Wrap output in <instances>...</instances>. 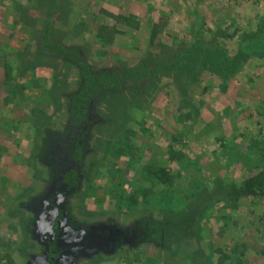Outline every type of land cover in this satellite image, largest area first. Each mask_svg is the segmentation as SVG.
Listing matches in <instances>:
<instances>
[{"label":"rangeland","instance_id":"obj_1","mask_svg":"<svg viewBox=\"0 0 264 264\" xmlns=\"http://www.w3.org/2000/svg\"><path fill=\"white\" fill-rule=\"evenodd\" d=\"M123 3L57 0L52 40L78 49L93 70L136 65L196 40L230 55L254 51L233 77L199 70L185 96L171 76L129 105L103 94L80 128L71 113L79 68L40 49L53 1L0 0V264H45L59 227V240L75 246L68 264H264V194L238 196L232 187L264 164V0ZM131 10L140 28L117 24L104 43L101 25ZM50 131L84 137L76 190L57 189L65 160L57 167L52 144L39 156ZM142 220L188 225L151 241ZM110 232L125 241L116 246Z\"/></svg>","mask_w":264,"mask_h":264},{"label":"trees","instance_id":"obj_2","mask_svg":"<svg viewBox=\"0 0 264 264\" xmlns=\"http://www.w3.org/2000/svg\"><path fill=\"white\" fill-rule=\"evenodd\" d=\"M52 1L53 6L47 11V21L41 35L40 49H42V52L47 58L62 60L68 64L76 65L79 68L82 81L78 90L71 96V113L77 122V126L80 128H84L85 122L89 119L88 112L92 111L91 106H93L94 100L98 99L103 94L108 95L113 98V100L122 101L124 104L129 105L134 102L132 101L130 103L127 101L130 99V96H144V93L148 94V88L151 86L153 87L157 83V80L163 76H171L174 82L178 83V92L185 96L188 95L186 92L188 84L191 83L192 79L196 80L195 75H197L199 70L207 69L212 72H217L222 76L233 77L242 69L249 60L251 53L254 51L252 46H250L246 49L242 48L235 54L230 55L223 47L213 49L204 45L201 40H196L177 53L172 52L170 54L165 53L164 55H151L142 58L136 65L93 70V67L85 60L83 54L78 49L67 47L62 43L52 40V20L55 14L57 0ZM112 16L116 21L114 24H102L100 27L102 32L108 36V43L104 42L106 44L112 43L114 34L120 32V29L117 28V24H124L134 29L140 28V21L133 15L112 14ZM160 28L161 25L156 22L151 24V43L156 39ZM12 91L15 93L16 86H14ZM128 91H130V93H128ZM177 95L178 98H180L178 93ZM121 131L122 136L123 134L127 135L133 133L132 128H121L117 130V134ZM53 138L55 142H53ZM83 142L84 137L82 134L78 135L76 139H66L59 133H54V131H50L43 140V146H41L38 152L39 156H44L47 147L52 144L53 150L56 151H54L55 154L52 156L54 161L61 162L65 160L63 162L65 166L57 168L56 175L54 176L56 187H58L57 189L63 188L66 191H71L79 187L83 154L85 151V147L83 148L85 144ZM45 143L46 146H44ZM128 147L130 148V145ZM59 152H62L61 156H58ZM67 155L68 157L66 158ZM58 165L57 163V167ZM160 169L165 172L164 169ZM115 174L117 175V172ZM132 187L134 189V186ZM232 187H235L234 189L237 188L238 196L263 195L264 164L263 169L247 178L242 186L236 185ZM58 206L60 207V205ZM64 222H67V219L63 221V224H65ZM141 225L144 227V231L146 229L147 238L151 241H155L154 236L169 237L170 230L174 224H162V228L160 224H148L147 221H143ZM183 225L188 224H175L174 226L182 230ZM134 228L135 225H132L127 229V232L131 233ZM152 228H154V232L151 230ZM55 230L50 240L52 244L51 255H49L44 262L45 264H66L67 260L65 259L67 258H64V255H68L69 252H71V248L75 246L69 243L70 241L66 244L67 242L59 240L62 227ZM108 234L114 238L112 232ZM114 240L116 241V246L125 241L124 237H119V235H117V239L114 238ZM9 264L15 263L13 260H10Z\"/></svg>","mask_w":264,"mask_h":264},{"label":"crops","instance_id":"obj_3","mask_svg":"<svg viewBox=\"0 0 264 264\" xmlns=\"http://www.w3.org/2000/svg\"><path fill=\"white\" fill-rule=\"evenodd\" d=\"M147 1H149V0H147ZM143 2H145V0H135V2H132V0H124V3L123 4H125V7L128 9H130L131 7H132V5H133V3H136V4H134V6H135V8H136V5H137V8L139 7L138 6V3H141V4H143ZM130 13L129 14H127L126 12H123V14H125V15H138V13L136 12V11H134V10H131V11H129ZM134 13V14H133ZM138 19H139V21H140V19H142V18H140V17H138ZM143 20V19H142ZM140 24H141V21H140ZM124 25V24H123ZM142 25V24H141ZM140 25V26H141ZM124 26H127V25H124ZM129 27V26H128ZM117 28L118 29H121L120 27H118L117 26ZM131 28V27H130Z\"/></svg>","mask_w":264,"mask_h":264}]
</instances>
